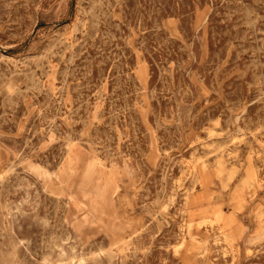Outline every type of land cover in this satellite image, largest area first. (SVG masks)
<instances>
[{
    "label": "rangeland",
    "instance_id": "374dc122",
    "mask_svg": "<svg viewBox=\"0 0 264 264\" xmlns=\"http://www.w3.org/2000/svg\"><path fill=\"white\" fill-rule=\"evenodd\" d=\"M0 264H264V0H0Z\"/></svg>",
    "mask_w": 264,
    "mask_h": 264
}]
</instances>
